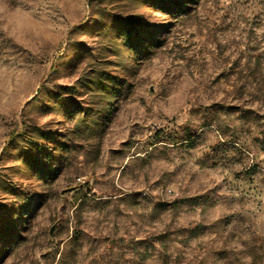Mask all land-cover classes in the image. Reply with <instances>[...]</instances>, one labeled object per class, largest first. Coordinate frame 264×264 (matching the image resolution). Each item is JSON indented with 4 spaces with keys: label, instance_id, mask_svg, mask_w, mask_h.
Here are the masks:
<instances>
[{
    "label": "rangeland",
    "instance_id": "374dc122",
    "mask_svg": "<svg viewBox=\"0 0 264 264\" xmlns=\"http://www.w3.org/2000/svg\"><path fill=\"white\" fill-rule=\"evenodd\" d=\"M0 264H264V0H0Z\"/></svg>",
    "mask_w": 264,
    "mask_h": 264
}]
</instances>
